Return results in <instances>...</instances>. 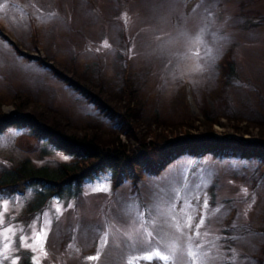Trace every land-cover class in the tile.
<instances>
[{
    "label": "rangeland",
    "instance_id": "rangeland-1",
    "mask_svg": "<svg viewBox=\"0 0 264 264\" xmlns=\"http://www.w3.org/2000/svg\"><path fill=\"white\" fill-rule=\"evenodd\" d=\"M0 32V114L129 155L116 185L100 173L29 213L23 181L0 195V264L264 261V0H0ZM24 159L68 157L9 126L0 170Z\"/></svg>",
    "mask_w": 264,
    "mask_h": 264
},
{
    "label": "trees",
    "instance_id": "trees-1",
    "mask_svg": "<svg viewBox=\"0 0 264 264\" xmlns=\"http://www.w3.org/2000/svg\"><path fill=\"white\" fill-rule=\"evenodd\" d=\"M0 37L7 40L1 32ZM39 64L43 65L42 63ZM215 65L218 71L226 77L235 74V67L229 53L217 60ZM53 73L56 78L65 83H70L67 77L54 70ZM70 85L74 87L73 89L85 91L82 87L77 88L79 86L77 83L71 82ZM95 100H98V98H95ZM9 126L22 130L25 135L27 134V136L33 138L36 143H44L51 149L68 157L67 161L57 162L51 167L46 165L34 166L28 164L27 160L24 159L10 168L0 170V195L7 196L16 192L17 184L20 181H23L33 192V200L26 210L27 213L38 208L51 196H60L72 189L79 190L82 181H90L100 173L109 174L114 185H116L120 180L119 167L129 158L124 147L118 149L103 148L93 144L87 137L62 136L42 126L30 117L19 114L17 108H14L10 117L0 114V134ZM206 137L207 141L219 142V139L211 133ZM182 141V143L174 141L176 149L192 152L194 149L192 136H184ZM28 256L27 252L21 253L18 264H30ZM256 261L258 264L264 263L261 258H257ZM2 264L7 263L2 262Z\"/></svg>",
    "mask_w": 264,
    "mask_h": 264
},
{
    "label": "snow or ice",
    "instance_id": "snow-or-ice-1",
    "mask_svg": "<svg viewBox=\"0 0 264 264\" xmlns=\"http://www.w3.org/2000/svg\"><path fill=\"white\" fill-rule=\"evenodd\" d=\"M201 222H203V221H201ZM39 238H40V237L38 236L37 239H39ZM189 255L192 256V257H195L196 254H195L194 252H189ZM155 256L158 257L159 259L164 260V261H168L169 259H171V257L168 256V255H161L159 251H157V252L155 253ZM97 258H98V257H89V259H97ZM146 258L151 259V258H153V257H152V256H148V257H146ZM37 264H39L38 261H37Z\"/></svg>",
    "mask_w": 264,
    "mask_h": 264
},
{
    "label": "bare ground",
    "instance_id": "bare-ground-1",
    "mask_svg": "<svg viewBox=\"0 0 264 264\" xmlns=\"http://www.w3.org/2000/svg\"><path fill=\"white\" fill-rule=\"evenodd\" d=\"M168 243H169V241H168ZM170 246V245H169ZM173 247V246H172Z\"/></svg>",
    "mask_w": 264,
    "mask_h": 264
}]
</instances>
